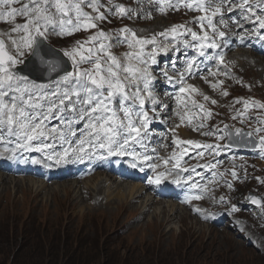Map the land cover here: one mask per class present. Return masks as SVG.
<instances>
[{
  "label": "bare ground",
  "instance_id": "1",
  "mask_svg": "<svg viewBox=\"0 0 264 264\" xmlns=\"http://www.w3.org/2000/svg\"><path fill=\"white\" fill-rule=\"evenodd\" d=\"M116 2L123 4L113 6L115 11L121 10L127 20L138 26L140 31L156 30L150 33V42H169L171 45V48L155 45L148 51L149 43L140 48L143 62L139 73L142 69L151 71L148 79L140 74L141 82L150 88L155 97L153 105L146 110L150 121L142 123L146 125L145 132L135 130V136L125 132L128 149L124 152L120 151L119 146H104L100 139L106 137L104 133L97 134L99 127L85 129L89 112L84 110V105L79 100L71 99L66 104L61 103L66 100L61 92L63 88L52 91L55 92L49 102L52 106H47L45 113L34 120V113L28 111L36 108L31 100L22 97L24 93L17 97L13 84L0 80V91L5 93L0 94V126L9 123L8 127L13 125L14 130H17L18 124L24 123L23 138L11 135L8 128L0 129V208L25 206V200H21L18 192H15L16 189H22L24 183L38 195V190L47 191L49 185L46 184L63 182L60 186L67 194L75 193L76 197L78 194L84 199H79L80 204L85 201L83 192L86 191L88 200H94L96 205L97 202L101 206L106 205L104 207L109 216L136 213L138 215L134 219L146 221L150 212L147 211L153 208V216L148 219V223L153 225L152 231L163 229L178 219L185 227L181 236L184 232H189L190 237L197 234L202 236L205 227L210 229L217 225L210 224L213 217L208 212L194 210L201 203L209 212L215 213L209 200L199 198L198 195L214 192L219 197V187L226 186L217 183L218 189L215 190L205 185L210 177L192 174L189 167L190 163H203L211 156L207 144L212 141L196 135L203 134L200 127L204 125L197 115L201 106H205L217 121L236 119L234 106L237 98L231 96L230 89L243 82V76L237 73V67L242 65L240 59L244 61L242 66L245 71L253 70L257 75V71L264 73V3L259 0ZM85 3L87 13L92 16L91 12L100 0H86ZM232 6L238 8L232 9ZM5 10L3 0H0V32L8 28L4 22ZM121 45L131 49L133 43H119ZM244 45L248 49L234 53V49ZM119 46L117 52L131 56L121 51ZM191 46L203 51L199 62L188 66L184 60L192 55L189 51ZM211 46L213 50L209 51ZM149 55L159 57V62L148 66L146 63ZM234 60L240 64L236 65ZM126 69L130 74L137 70L135 66H127ZM55 71L56 68L48 67L45 73L53 74ZM204 72L205 75L201 77ZM260 78L264 79V74ZM185 80L194 83L182 88ZM197 82L201 86L207 84V91L201 90ZM177 89L179 91L176 94L172 93ZM222 97L229 99V106L221 101ZM21 103L26 107H21ZM220 104L224 105L223 110ZM59 106L64 108L63 112H59ZM48 124L52 127L48 128L47 135L39 137L31 133L33 129ZM166 124L174 130H167ZM178 128L179 132H175ZM161 131L165 133L164 136L157 133ZM177 143L185 148H179ZM27 149L32 151L31 155L27 154ZM114 150L128 155L123 158L115 154L110 156L109 152ZM100 156L105 159L100 160ZM244 164L241 161L239 166L244 167ZM129 166H136L142 173ZM48 167L54 169L50 171ZM45 173H53L55 177L49 179L43 175ZM27 177H36L44 182ZM154 179L162 180L164 185L152 182ZM191 184L194 186L191 187ZM91 211L99 210L95 208ZM190 211L194 213V216L190 214L191 217L199 223L194 224L190 217L188 219L185 212ZM217 216L218 213L214 215ZM253 228L264 230V218L255 221ZM246 229L241 223V230L245 232ZM164 235L163 232L161 236Z\"/></svg>",
  "mask_w": 264,
  "mask_h": 264
},
{
  "label": "rangeland",
  "instance_id": "2",
  "mask_svg": "<svg viewBox=\"0 0 264 264\" xmlns=\"http://www.w3.org/2000/svg\"><path fill=\"white\" fill-rule=\"evenodd\" d=\"M14 1L17 3L18 0ZM116 1L100 0L90 16L86 11V0H20L18 6L12 4L10 0L11 6L8 11L12 16H15L17 7H25L32 11L5 23L8 28L0 32V40L4 48L15 59L13 65L4 69L10 72V67L22 64L32 53L34 37L43 36L48 43L64 52L73 63L74 69L59 82L39 84L27 78L26 83L29 82L32 92L44 94L40 98L33 97L34 101L50 102L52 91L60 88H63L61 92L65 97L76 95L78 89L87 90L89 93L93 89L92 83L97 86H108L115 93L119 91V87L111 83L118 82L121 86L120 92L129 94V74L126 67L132 66V49H140L149 43L148 48H151L149 35L156 30L147 29L142 32L138 26L127 20L126 15L117 16L113 6H120L123 3ZM125 1L131 3L129 0ZM259 1L264 3V0ZM77 20L80 21L78 24H73L71 31L73 35L67 36L69 29L65 26ZM165 21L163 23H166ZM120 37L132 39L134 46L131 49L123 45L119 46ZM118 46L121 51H126L131 56L117 52ZM238 50L235 49V53ZM200 53L201 50L196 49L193 55L199 57ZM234 62L236 65L240 64L235 60ZM240 62L244 64L242 59ZM242 65L237 67V73L243 76V82L230 89L231 96L237 98L234 110L240 115L235 120L226 118L221 121L214 120L213 126L218 125L216 126L218 143L214 148L217 160L207 159L202 163L204 169H210L213 173H216L220 166L234 170L237 162L245 163L242 167L244 178L241 183L232 186L230 191L220 190L219 197L214 193L215 199L211 201L215 209L214 214L225 210L229 215L227 218L229 223L226 226H215L210 229L205 227L202 236L197 234L190 237L189 232H184L181 236L185 227L175 219L163 229L152 231L153 225L151 222L148 223V219L153 216V208L147 211L150 212L146 221L134 219L138 215L136 213L113 217L108 215L106 205L101 206L99 202L96 205L94 200H88L86 191H82L85 201L80 204L79 199H84L78 194L76 197L75 193L67 194L60 186L63 182L46 184L49 185L47 191L38 190L40 191L38 195L24 183L23 188L16 189L15 192H18L21 200H25V206L13 209L8 206L0 208V264H23L22 260H27L29 263L50 264L49 253L53 264H62L64 245L68 243L70 247H75L78 243L84 249L87 247L93 264H264V230L257 229V231L253 228L255 221L264 218V205L256 208L247 200L249 193L257 195L256 198L261 196L264 199L262 167L264 158L260 157V152L264 153V149L253 154L237 155L221 143L227 137L225 126L232 130L237 128L249 130L254 133L256 139L264 136L263 121L250 116L253 112H249L248 105L243 103L256 102L264 108V79L260 78L264 73L257 71V75L253 70L245 71ZM150 73L148 69H142L140 72L144 79H148ZM6 74L7 72L5 76ZM11 75L4 79L10 77L24 80L12 73ZM38 77L44 79L39 75ZM177 92L173 91V93ZM113 99L118 100V95L115 94ZM228 100L221 98V101L229 106ZM68 101L66 99L61 103L66 104ZM133 101L137 102L138 99L133 97ZM48 106H52V103ZM220 106L223 110L224 105L220 104ZM8 124L4 127L0 126V129L8 128L11 135L23 138L24 123L21 130H14L15 127L13 125L8 127ZM95 127L100 126L95 118V112L91 111L85 129ZM100 141L107 146L108 139L101 138ZM113 142L119 146L120 151L124 152L128 149L126 139L118 138ZM239 142L252 143L245 136L239 137ZM99 159L104 160L105 157L100 156ZM226 159L228 162L222 165ZM216 162H220V165H215ZM196 168V165H193V169ZM48 169L52 171L54 168L48 167ZM43 175L49 179L55 177L53 173ZM217 178L223 183L228 182L225 172L217 175ZM22 191L25 193L23 194ZM9 192L12 193L11 190ZM93 208L99 211H91L94 210ZM185 213L194 224L199 223L191 217V212ZM241 223L247 228L245 232L241 230ZM163 232L165 235L161 236ZM51 247L53 252L50 250ZM26 248H29L28 252L31 251L32 255L24 252ZM39 254L44 258L38 259Z\"/></svg>",
  "mask_w": 264,
  "mask_h": 264
},
{
  "label": "water",
  "instance_id": "3",
  "mask_svg": "<svg viewBox=\"0 0 264 264\" xmlns=\"http://www.w3.org/2000/svg\"><path fill=\"white\" fill-rule=\"evenodd\" d=\"M0 61L4 64L12 63L13 59L6 55L3 50V44L0 41ZM48 67L56 68V71L52 76L47 77V80L40 79L38 72ZM20 70L23 74L20 73ZM72 70L70 62L64 57L63 53L50 46L41 37L35 38L34 51L32 56L26 61L25 66L18 68L15 72L21 76H28L36 81L47 82L59 78L60 76L70 73ZM231 145L237 148H243V146L233 141V137L230 142Z\"/></svg>",
  "mask_w": 264,
  "mask_h": 264
},
{
  "label": "trees",
  "instance_id": "4",
  "mask_svg": "<svg viewBox=\"0 0 264 264\" xmlns=\"http://www.w3.org/2000/svg\"><path fill=\"white\" fill-rule=\"evenodd\" d=\"M79 242V241H78ZM65 244V243H64ZM80 243L76 244L75 247H70L69 243L65 246V251L63 253V263L62 264H93L91 256L89 254V249L87 250V247L85 249L79 245ZM29 248L24 249V252L31 254L32 252H28ZM50 250L53 252L52 247ZM44 258L41 254H39L38 259ZM48 259L50 261V264H53L52 257L49 253ZM23 264H39L36 262L29 263L27 260H22Z\"/></svg>",
  "mask_w": 264,
  "mask_h": 264
}]
</instances>
